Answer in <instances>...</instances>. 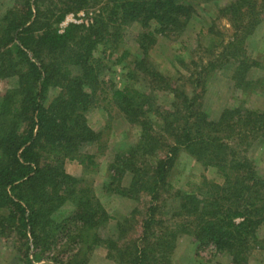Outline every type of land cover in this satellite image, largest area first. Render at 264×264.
Returning a JSON list of instances; mask_svg holds the SVG:
<instances>
[{
	"label": "trees",
	"instance_id": "trees-1",
	"mask_svg": "<svg viewBox=\"0 0 264 264\" xmlns=\"http://www.w3.org/2000/svg\"><path fill=\"white\" fill-rule=\"evenodd\" d=\"M114 1H118V4ZM249 1L231 0L228 4L225 15L232 21L233 27L238 28L244 23L252 25L253 28L254 24L264 20V0L258 10L254 8L255 2H252L247 11H243L242 8L247 6ZM50 2L52 6L49 7L44 6V0H35L37 16L33 15L31 6L28 5L23 17L21 14L16 16L15 11L7 10L0 18L2 53L18 59L0 60V83L4 84L0 94V210H3L2 213L7 211L5 217L8 221L16 223L17 231L21 229L20 239L29 234L37 241V245H42L40 239H44V242L49 239L51 237L49 230L52 227L65 223L64 219L56 218L59 208L66 204V201H72L76 211L72 215V220L66 218V225L73 224L67 237L70 235L77 243V236L85 238L80 233L83 227L95 230L98 225L102 231L105 228H113L114 233L107 230L103 235L100 231L95 232L93 239L104 243L108 248H114L115 244L118 248L120 220H117L115 210H111L114 207L106 204L102 206V203H98L93 196L85 195L84 190H81L79 195L75 194L76 187L83 179L80 181L78 177L68 175L62 167L64 158H68L70 161H77L84 171L99 168L95 156L88 154L86 148L96 144L102 131L89 129L82 115V111L88 107L87 102L90 98L97 97L95 93L98 89L101 91L99 97L118 106L125 120L130 123L136 122L141 128L140 139L136 144L128 145V151L121 154V158L114 153L113 161L109 164V169L113 170L112 181L108 180L109 182L105 181L102 184L101 195L109 200L119 196L124 203L131 201V213L128 215L129 218H125V222L131 220L135 225L136 218L138 215L141 216L140 220H136L135 250L130 256L133 264H169L167 262L169 255H166L162 247L171 244L173 248L179 238V230L172 231L169 240L163 238L162 229H159L163 219H156L155 210L159 190L161 185L165 184L168 170L173 166L175 153L182 148L200 152L202 146L210 142L212 146L215 145V151L212 150L211 155L214 153L215 155L209 160L227 180L224 186L219 187L215 184L216 188L224 192L225 185H228L229 170L240 169H244L245 181L249 180L254 185L264 187V180L254 176L245 155L236 156L233 153L226 159L219 154L223 142L229 147L238 134L248 138L252 133H258L264 138V111L250 113L244 106L239 107L240 105L236 104L222 108L215 118H212L202 111L195 114L188 111L194 101L184 96L183 101L186 105L184 108L178 107L174 119V122L181 123L182 129L178 127L177 132L171 134L173 143L166 141L160 158H155L151 154L158 146L156 143L158 131H154V126L160 122L137 117V110L150 101L149 93L129 87L114 88L111 85L107 94L105 90L107 85L101 83L98 78L100 63L98 60H91L90 53L98 39L102 40L104 38L101 37L117 30L119 26L114 25L116 14H120L122 23L126 24L134 18L137 19L141 11L148 12L149 17L159 25L161 34L165 31L181 32L186 20L187 1L113 0L109 2L107 13L102 9L91 26L68 23L61 32L59 24L66 15L70 13L76 15L85 9L86 0ZM33 16V20H30ZM114 32L117 34V31ZM28 53H31L33 60L28 57ZM221 56L229 58L223 52L218 58ZM36 62H39V65ZM149 75L153 78L152 82H149L152 85L166 81L158 72H149ZM152 85L148 86L149 90L152 89ZM259 85L260 87L264 85V78ZM234 86L240 89L238 83ZM48 88L53 91L52 95L55 94L49 103L45 104ZM184 110L186 114L183 115L181 111ZM246 115H252L248 117V122L245 120ZM208 123L215 125L213 126L215 134L201 132V124ZM192 127L196 128L192 130ZM235 127H244V130L231 132ZM95 149L104 153V148L100 146H95ZM117 149L112 146L111 150ZM124 156L128 158L122 162ZM137 159H146L150 168L147 163L144 166L143 161L138 162ZM204 163L208 166L206 162ZM121 171L122 175L129 174L126 178L129 180L115 186V175ZM182 196L184 202L181 203V208H188L190 211L194 209L197 197L183 193ZM253 206L251 202H247L242 208L226 206L223 209L221 205L215 207V212H211L215 213V217L211 218V221L215 222H211L210 219L204 220L191 241L197 244L209 242L217 253L230 257L235 264H242L240 254H236L232 249L235 242H239L242 245L238 252L243 253L247 235L252 234L257 227L253 220L255 215ZM178 216L179 212L171 215L173 224ZM235 218H243V221L235 224ZM2 225L3 222L0 220L1 229ZM151 227L158 238L162 237L164 240L155 246L150 245L148 238L153 232L150 230ZM76 233L80 234L74 236ZM89 247L86 246L84 250L88 251Z\"/></svg>",
	"mask_w": 264,
	"mask_h": 264
},
{
	"label": "rangeland",
	"instance_id": "rangeland-1",
	"mask_svg": "<svg viewBox=\"0 0 264 264\" xmlns=\"http://www.w3.org/2000/svg\"><path fill=\"white\" fill-rule=\"evenodd\" d=\"M50 1L55 2V0H47V2L44 0V6H52ZM111 1L113 0H86L85 9L79 11L76 18H72L89 27L102 9L107 13ZM185 1L188 7L181 32L165 31L161 34L159 25L149 17L148 12L141 11L137 19L134 18L126 24L122 23L120 14H116L114 25L119 27L108 36L101 37L104 39H98L90 53L91 60H98L100 63L98 78L101 83L107 85L105 88L107 94L111 85L114 88L129 87L149 93L150 101L137 110V117L160 122L159 125L154 126V131H158L156 135L158 146L151 154L155 158H160L166 141L173 143L171 134L177 132L178 127L182 129L181 123L174 122V119L178 107L184 108L186 105L183 101L184 96L194 101L188 111L194 114L202 111L212 118H215L222 108L236 104H239V107L244 106L250 113L264 111V85L261 87L259 85L264 78V20L254 24L253 28L252 25H244V23L235 28L228 15H225L227 14L225 9L231 0ZM252 2H255L256 10L263 5L262 0H250L242 10L247 11ZM116 3L118 4V1ZM28 5L31 6L33 15L37 16L35 0H0V18L7 10L15 11L16 16L21 14L23 17ZM34 16L30 20H33ZM62 28L60 24L59 29ZM114 31H117V34ZM2 51L0 45V60H18L12 55L3 54ZM221 52L226 53L229 58L222 56L218 58ZM28 57L33 60L31 53H28ZM36 64L39 65V62ZM149 72L162 74L166 81L150 84L153 78ZM235 83L239 84L240 89L235 88ZM3 85L0 83V94ZM149 85H152L150 90ZM52 92L48 88L45 104H48L55 94L52 95ZM100 93L101 91L97 89L95 93L97 97H93L95 100L90 98L87 102L88 107L82 111L87 127L93 131H102L96 142L97 145L86 148L88 154L95 156L99 168L84 171L77 161H70L68 158H64L62 167L68 175L78 177L80 181L83 179V182L76 187L75 194L79 195L81 190H84L85 195L93 196L98 203H102V206L106 204L114 207L111 210H115L114 214L117 215V220H120L118 248L116 244L114 248H108L104 243L93 239L95 232L100 231L102 235L107 231L114 233L113 228H105L102 231L101 226L98 225L95 230L83 227L80 233L85 238L77 236V243L70 238V235L67 237L73 224L67 222L66 225V218L72 220L76 207L72 201H66L56 214V218L64 219L65 223L52 227L49 230L51 237L45 242L44 239H40L42 245H37V241L29 234L20 239L21 229L17 231L16 223L8 221L5 217L7 211L2 213L3 210H0V220L3 222L2 229L0 226L2 230L0 264H133L130 256L135 250L136 220H140L141 216L138 215L135 225L131 220L125 222V218H129L128 215L131 213V201L124 203L119 196L109 200L101 195V190L105 181H112L113 170L109 169V164L113 161L114 153L121 158V154L128 151V145L138 142L141 128L136 122L130 123L125 120L119 107L99 97ZM185 112V110L181 111L183 115L186 114ZM248 117L252 115L245 116L247 122ZM201 125L202 133L215 134L213 127L215 125L209 123ZM195 128L192 127V130ZM226 130L229 132L228 128ZM243 130L244 127H235L231 132L237 133ZM122 144L124 146H121ZM223 144L220 152L218 151L220 156L227 159L233 153L236 156L245 155L250 169L254 171V176L264 180L262 136L252 133L248 138H244L238 134L229 147L225 146V142ZM95 146L104 148V153L96 150ZM112 146L119 148L112 151ZM212 150L215 151V145L212 146L209 142L208 145L202 146L200 152L187 148L177 151L173 166L167 172L165 184L161 185L155 213L157 220L163 219L162 225L159 226V229H162V237L169 240L172 231L179 230V238H176L177 242L173 248L171 244L168 247L161 246L166 251V255H169L167 262L169 264H235L230 257L217 253L209 242L197 244L191 240L204 220L211 221V218L215 217V213L211 214L215 212V207L221 205L223 209L226 206L242 208L244 203L251 202L254 205L253 220L257 230L247 235L243 253L238 252L242 245L239 242H235L232 250L240 254L242 264H264V187L254 185L249 180L245 181L244 169H240L229 170L228 185H225L224 192L216 188L215 184L221 187L227 180L221 176L215 165L211 164L209 158L215 155V153L211 155ZM127 158L128 156H124L122 162ZM137 161H143L144 166L147 163L150 168L146 159H137ZM128 177L129 174L122 175V171L119 172L115 175L114 185L129 180L126 179ZM182 193L197 197L195 208L191 211L188 208H181V203L184 202ZM177 212L179 216L173 224L171 215ZM242 221L243 218L234 219L235 224H240ZM153 227L150 228L153 232L148 236L151 246L164 241L162 237L158 238ZM86 246H90L88 251L84 250Z\"/></svg>",
	"mask_w": 264,
	"mask_h": 264
},
{
	"label": "built area",
	"instance_id": "built-area-1",
	"mask_svg": "<svg viewBox=\"0 0 264 264\" xmlns=\"http://www.w3.org/2000/svg\"><path fill=\"white\" fill-rule=\"evenodd\" d=\"M72 17H74V18H76V15H74V14H67L66 15V17H65V19L60 23L62 26H63V28L68 24V23H80V22H77L74 18H72ZM59 24V25H60ZM63 28L62 29H59V32H61L62 30H63Z\"/></svg>",
	"mask_w": 264,
	"mask_h": 264
}]
</instances>
